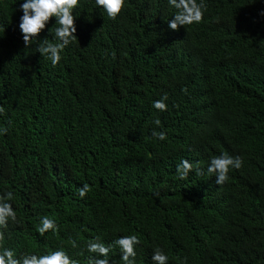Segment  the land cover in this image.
<instances>
[{"label":"trees","instance_id":"1","mask_svg":"<svg viewBox=\"0 0 264 264\" xmlns=\"http://www.w3.org/2000/svg\"><path fill=\"white\" fill-rule=\"evenodd\" d=\"M0 264H264V0H0Z\"/></svg>","mask_w":264,"mask_h":264},{"label":"bare ground","instance_id":"2","mask_svg":"<svg viewBox=\"0 0 264 264\" xmlns=\"http://www.w3.org/2000/svg\"><path fill=\"white\" fill-rule=\"evenodd\" d=\"M147 8H148V7H147ZM104 9H105V8H104ZM144 9H146V8H144ZM108 10H109V9H108ZM118 10H119V9H118ZM118 10H117V11H118ZM147 10H148V9H147ZM104 11H105V10H104ZM141 11H143V10H141ZM106 12H108V11L106 10L105 13H106ZM118 12H119V11H118ZM136 12H137V11H136ZM138 12H139V11H138ZM138 12H137V13H138ZM149 12H150V11H149ZM109 13H110V12H109ZM113 13H114V12H113ZM152 13H153V11H152ZM106 14H107V13H106ZM133 14H135V13H133ZM147 14H148V13H147ZM150 14H151V12H150ZM108 15H109V14H108ZM113 15H116V12H115V14H113ZM113 15H112V16H113Z\"/></svg>","mask_w":264,"mask_h":264}]
</instances>
